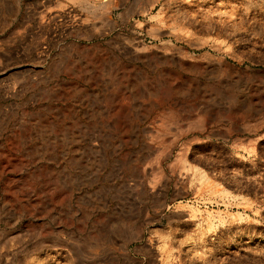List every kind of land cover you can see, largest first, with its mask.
I'll return each mask as SVG.
<instances>
[{"label":"rangeland","instance_id":"1","mask_svg":"<svg viewBox=\"0 0 264 264\" xmlns=\"http://www.w3.org/2000/svg\"><path fill=\"white\" fill-rule=\"evenodd\" d=\"M84 263L264 264V0H0V264Z\"/></svg>","mask_w":264,"mask_h":264},{"label":"bare ground","instance_id":"2","mask_svg":"<svg viewBox=\"0 0 264 264\" xmlns=\"http://www.w3.org/2000/svg\"><path fill=\"white\" fill-rule=\"evenodd\" d=\"M219 114V113H218ZM58 143V142H57ZM79 241H81V238H80V240ZM83 242H85V241H83ZM91 243V242H90ZM86 246L88 245V244H86V243H84ZM84 247V246H83ZM82 249V248H81ZM98 249V248H97ZM71 251H73L72 250V248H71ZM74 252V251H73ZM76 254V253H75ZM77 257V256H76ZM78 258V257H77ZM80 260V259H79ZM85 264V263H84Z\"/></svg>","mask_w":264,"mask_h":264}]
</instances>
